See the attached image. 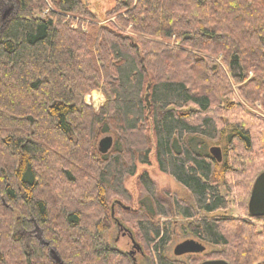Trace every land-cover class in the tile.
<instances>
[{"label": "trees", "instance_id": "1", "mask_svg": "<svg viewBox=\"0 0 264 264\" xmlns=\"http://www.w3.org/2000/svg\"><path fill=\"white\" fill-rule=\"evenodd\" d=\"M15 2L0 14V264H134L104 230L117 208L131 210L125 181L153 151L190 199L139 174L145 195L124 218L151 264L177 263L166 255L177 216L230 264L264 263V215L248 210L264 120L235 100L222 66L193 52L222 56L244 97L264 105V0H118L108 10L150 38L100 24L84 0ZM95 89L106 96L98 109L85 100ZM106 133L114 144L101 153ZM246 173L249 217L221 213ZM35 223L44 244L17 231Z\"/></svg>", "mask_w": 264, "mask_h": 264}, {"label": "rangeland", "instance_id": "2", "mask_svg": "<svg viewBox=\"0 0 264 264\" xmlns=\"http://www.w3.org/2000/svg\"><path fill=\"white\" fill-rule=\"evenodd\" d=\"M84 1L87 2L89 7L96 13L98 17L97 19L100 24L113 25L115 28L124 31L129 35H134L135 37L143 36L145 38H150L149 35H146V34L144 35L136 31H133L132 25L125 26V24L119 20L118 14H114V13L108 14L107 13L108 10L112 9L115 6L118 0H84ZM15 5H16L15 0H2L0 2V7H1L0 14L1 15L3 14L4 16V12L6 9H8V6H15ZM11 12L12 10L9 9V13ZM3 22L4 21H0V24H3ZM193 52L197 53L198 56H206L210 58L211 60L213 59V61H215L220 66H222L227 73V77L229 79L230 86L233 91L232 94L235 100L241 103L245 111H248L249 113L253 114L255 117L261 120H264L263 103L259 100L255 102H250L244 97L240 89L244 83H238L235 81L233 77V72L228 70L222 56L208 54L207 52H203V51L193 50ZM235 72H238V70L236 69ZM249 75L252 76L253 71H250ZM85 100L88 104H92L95 108L98 109L105 102L106 96L101 89H95L85 96ZM104 135L105 134H103L102 136ZM102 136L99 138L97 142V149H98L99 141L102 138ZM213 145H218V144H213ZM150 160L151 162L149 164H139L137 173L132 176H129L125 181V186L129 194L131 195L130 200H126V204L131 206V210H128L126 213H124L123 212L124 210L122 208H117V211L120 210L119 211L120 215L118 214L117 216H120L119 222H121L122 225H119L117 222L112 221L111 223L107 225V227L104 230L105 239L109 242V244L127 253L129 258L131 259V262L133 261L134 264L135 262L136 264H151L150 261L152 259L149 250L146 247H144V245H143L142 252L139 250H136L133 247L128 231L124 229L125 227L130 229L132 232H134L136 236L135 237L136 240L138 242L140 241V238L136 234V229H135L133 222L128 221L127 219L124 218V216H135L139 212V211L138 212L136 211L139 208L138 207L139 198L145 195V193L143 192L141 188V184L139 181V174L142 171L147 170L150 176L154 179L157 185L158 191H161V192L170 191L171 193L176 194L182 199H185V200L190 199V194L183 185H181L170 174L160 170L157 164L156 158H155L154 151L150 155ZM247 175L248 174L246 173L245 175L238 177L236 186L232 187L233 191L231 192L230 195L235 199L234 206L230 207L226 211H221V213H226V214L232 213L234 216L242 217V218L249 217V216H246L247 214L244 208V204H245L244 198L246 196L245 188L248 187L249 189V186H250L248 185V180L246 179ZM250 195H249V198H250ZM248 202H249V199H248ZM166 219H167L166 217L162 218V220H166ZM172 220H173V225H172L173 235H172V240L170 241L169 245L166 248V255L169 258L175 260L177 262L176 264H200L205 259L222 258L220 256V252H222L225 249L223 246H219V245L216 246V245L209 244L197 238L196 236H194L192 233H190L186 229L188 220L183 218L182 216H177L176 218H173ZM251 221L254 224H257V226L261 224V221H256L254 218H251ZM17 231L23 234V236L26 238H28L30 235H36L42 241L43 244L45 243L41 228L39 227L37 223H35L32 231H29V232L25 231L20 226H17ZM187 238H195V239L202 241L206 245L205 251L202 253H187L183 255H176L174 253L175 246L179 242ZM132 250H135L134 256L136 258V261L134 260V256L130 254ZM49 253L53 259L57 260L58 258L56 256H58L60 259L58 250L54 246L50 247ZM258 264H264V263H258Z\"/></svg>", "mask_w": 264, "mask_h": 264}, {"label": "water", "instance_id": "3", "mask_svg": "<svg viewBox=\"0 0 264 264\" xmlns=\"http://www.w3.org/2000/svg\"><path fill=\"white\" fill-rule=\"evenodd\" d=\"M9 14V9H6L4 12V17H6ZM147 100L149 98V95L146 96ZM114 144V138L113 135L110 133H106L99 141L98 149L101 153H107L109 152ZM210 154L215 157L218 161H222L223 159V151L222 147L220 145H213L210 147ZM248 210L250 215L252 216H263L264 215V171L261 172L255 179L251 195L248 202ZM119 225H122L121 222L118 221ZM124 227V226H123ZM128 231V234L131 238L133 247L136 250L143 251V248L141 244L135 239L133 233L130 229L124 228ZM206 249V245L195 238H187L181 242H179L175 248L174 253L176 255H183L187 253H202ZM55 251V250H53ZM133 253L135 250H132ZM58 259L59 257L56 256ZM134 260L136 261V258L134 257ZM136 264V262H135ZM200 264H230L226 259L223 258H210L203 260Z\"/></svg>", "mask_w": 264, "mask_h": 264}, {"label": "flooded vegetation", "instance_id": "4", "mask_svg": "<svg viewBox=\"0 0 264 264\" xmlns=\"http://www.w3.org/2000/svg\"><path fill=\"white\" fill-rule=\"evenodd\" d=\"M130 254L134 256V253H133V251H131V253H130ZM134 257H135V256H134Z\"/></svg>", "mask_w": 264, "mask_h": 264}]
</instances>
